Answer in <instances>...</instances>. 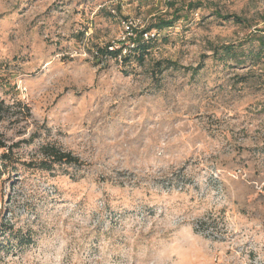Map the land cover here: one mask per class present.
Listing matches in <instances>:
<instances>
[{"label":"rangeland","instance_id":"374dc122","mask_svg":"<svg viewBox=\"0 0 264 264\" xmlns=\"http://www.w3.org/2000/svg\"><path fill=\"white\" fill-rule=\"evenodd\" d=\"M167 1L0 0V98L31 107L0 133L34 139L27 160L49 142L80 159L0 171L20 234L0 264H264V60L210 50L256 49L264 0H198L144 62L95 58Z\"/></svg>","mask_w":264,"mask_h":264},{"label":"trees","instance_id":"16d2710c","mask_svg":"<svg viewBox=\"0 0 264 264\" xmlns=\"http://www.w3.org/2000/svg\"><path fill=\"white\" fill-rule=\"evenodd\" d=\"M179 1H183L181 5H179ZM166 3V12L153 18L152 22L142 29L133 28L132 32L134 33L127 36L128 42L123 40L118 44L108 43L105 46L97 47L94 53L95 58L116 59L125 63L135 58L134 60L142 63L152 49L156 47L159 41V36H157L158 33L164 29L174 27L177 21L186 17L184 13L188 11L193 12L202 7V2L198 0H169ZM213 15L223 20H234L239 24L247 22L244 17L229 13L223 15L218 10H216ZM154 30H156L157 33L152 36V31ZM254 40L258 42V46L256 49H252L249 52L245 50V47L233 43L216 44L211 42L210 50L213 51L215 60L224 64L229 63L232 67H244L249 59L256 65L264 60V28L255 32ZM113 45L116 47H113ZM169 63H171V61H168L165 66ZM155 64L158 66L161 62ZM197 70L198 68L195 69V71ZM247 79L248 74H244V76L239 79V82L245 84ZM16 106H18L20 110H16ZM22 112L25 114L22 119L27 118L31 115V107L21 100L10 105L7 104L4 99L0 98V123L11 121V119L15 117L18 119L17 117H19L20 114L23 116ZM33 140L34 139L29 142L27 140H17L14 143H10L4 138V135L0 133V171L10 173L16 180H19L23 171H30L33 169L50 171V169L56 165L70 164L77 166L80 164V159L72 152L66 149L64 150L57 144L50 142L39 147L37 159H25L21 149L32 145L34 142ZM11 221L10 212H0V248H3L6 244H10L12 239L16 241L20 239L19 229L16 230Z\"/></svg>","mask_w":264,"mask_h":264}]
</instances>
